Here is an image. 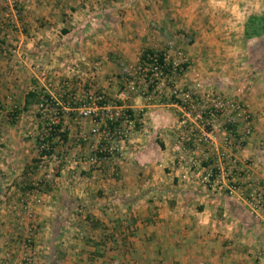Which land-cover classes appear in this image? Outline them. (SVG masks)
<instances>
[{"label": "crops", "instance_id": "obj_1", "mask_svg": "<svg viewBox=\"0 0 264 264\" xmlns=\"http://www.w3.org/2000/svg\"><path fill=\"white\" fill-rule=\"evenodd\" d=\"M262 12L264 0H0V264H264V210L248 203L264 188V69L254 65L264 56L252 53L264 34L243 36ZM146 50L169 62L181 51L182 87L238 98L251 113L253 133L221 161L212 188L201 180L211 159L190 166L195 153L179 141L199 130L194 118L167 95L127 89L116 99L123 69ZM28 91L60 112L58 165L38 164L36 137L52 112L26 103ZM95 91L141 122L110 160L72 164L99 140L77 110Z\"/></svg>", "mask_w": 264, "mask_h": 264}, {"label": "built area", "instance_id": "obj_2", "mask_svg": "<svg viewBox=\"0 0 264 264\" xmlns=\"http://www.w3.org/2000/svg\"><path fill=\"white\" fill-rule=\"evenodd\" d=\"M15 17L16 13L9 21L13 22ZM7 50L13 54H21L15 46L8 47ZM187 61L181 51H177V59L169 62L162 51L153 50L143 59L140 58L135 66L123 69L124 88L119 90L116 99L123 100L127 89H137L147 99L167 95L184 117L194 118L199 124V130L184 132L179 141L189 144L195 153L188 157L187 163L190 166L201 167V161L211 159L206 168L203 167L201 180L212 188L221 179V161L228 160L232 148L241 145L253 133L252 117L246 104L238 98L212 90L196 94L194 89L182 87L176 78L187 70ZM38 107L41 110H51L52 119L56 118L57 109L53 107L51 100L41 98ZM77 110L80 116L92 119L94 126L90 132L98 136L99 140L89 145L85 159L72 160V164L83 161L90 165H100L119 154L122 144L141 122L142 115L131 113L122 104L110 105L104 94L98 93L84 97ZM64 129L61 126L59 132ZM42 134L47 135L46 131ZM42 134L38 136L41 141ZM58 138L57 135L55 139ZM41 141L37 143L38 151L48 149L49 142ZM61 143L62 139H59L58 144L51 147V154L38 155V164L43 166L49 161L58 165L62 160L66 161L64 150L58 148ZM52 170L51 165V169L46 171V179L52 178ZM232 181L227 187L229 192L239 187L236 181ZM248 203L254 209L264 210V188L262 191L251 192ZM24 208L27 216L31 217L32 204H25Z\"/></svg>", "mask_w": 264, "mask_h": 264}, {"label": "trees", "instance_id": "obj_3", "mask_svg": "<svg viewBox=\"0 0 264 264\" xmlns=\"http://www.w3.org/2000/svg\"><path fill=\"white\" fill-rule=\"evenodd\" d=\"M264 34V12L260 14H250L245 22L244 26V39L245 42L248 44L253 38L260 37ZM259 48L255 45L252 47V53H255L257 50L258 54L257 56H264V39H262L259 42ZM153 50H146L142 53L141 59H143L146 54L151 53ZM162 59V57H161ZM258 61V62H257ZM254 65L260 66L261 69H264V61L257 60ZM254 62V61H253ZM41 98H47L48 100H51L50 96L48 94L44 93H38L36 91H28L26 94V103L34 102L36 105L41 101ZM53 105V102H52ZM45 131L47 135L42 134L43 139L41 141L40 137H36V142H49V148L48 149H42L38 152V155L43 154H51L53 152V148L55 145L58 144L59 139H62V142L64 143L67 140L66 136V130L59 132L60 127L62 124L60 123V112L57 109L56 118L45 122ZM58 135V139H55V137ZM55 139V140H54Z\"/></svg>", "mask_w": 264, "mask_h": 264}, {"label": "rangeland", "instance_id": "obj_4", "mask_svg": "<svg viewBox=\"0 0 264 264\" xmlns=\"http://www.w3.org/2000/svg\"><path fill=\"white\" fill-rule=\"evenodd\" d=\"M260 46V45H259ZM259 46H258V48H259ZM194 90H195V92H197L196 91V89L195 88H193ZM95 93H98V94H103L102 92H99V91H95ZM196 94H201L200 92H197ZM228 96V95H227ZM84 98V97H83ZM37 107H38V105H37ZM38 109H40L39 107H38ZM40 111V110H39ZM41 112H44V111H41ZM50 112H51V110H50ZM52 115H51V119H52ZM55 166V165H54ZM21 264H32V262L28 259V258H25V259H23V261H22V263Z\"/></svg>", "mask_w": 264, "mask_h": 264}]
</instances>
